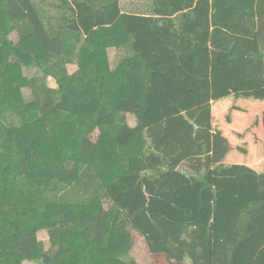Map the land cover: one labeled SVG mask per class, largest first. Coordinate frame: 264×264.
<instances>
[{"label":"trees","instance_id":"obj_1","mask_svg":"<svg viewBox=\"0 0 264 264\" xmlns=\"http://www.w3.org/2000/svg\"><path fill=\"white\" fill-rule=\"evenodd\" d=\"M150 1L0 0V264H264V0Z\"/></svg>","mask_w":264,"mask_h":264},{"label":"rangeland","instance_id":"obj_2","mask_svg":"<svg viewBox=\"0 0 264 264\" xmlns=\"http://www.w3.org/2000/svg\"><path fill=\"white\" fill-rule=\"evenodd\" d=\"M121 7L122 10L125 13H143V14H150V7H151V1L150 0H121ZM11 40L16 42L18 41L16 33H13L11 35ZM119 52L115 48L109 49L107 51V56H108V63H109V68L113 69L117 62L119 61ZM27 73V77H33V76H38L40 75V72L38 68H33L29 70ZM49 86L53 89H57V84L54 80L49 81ZM24 95L25 97H30V93L28 90H24ZM128 123L130 126L135 127L136 126V120L133 117H128ZM256 169H258L260 172H264V161L261 162L258 166H256ZM38 239H39V246L41 250L45 251L48 250L50 247V233L49 231H42L38 234ZM144 253V250L142 253H137L136 259H138L142 264H148L145 256V260L142 259V254ZM142 260V261H141ZM24 264H37L34 262H25Z\"/></svg>","mask_w":264,"mask_h":264},{"label":"water","instance_id":"obj_3","mask_svg":"<svg viewBox=\"0 0 264 264\" xmlns=\"http://www.w3.org/2000/svg\"><path fill=\"white\" fill-rule=\"evenodd\" d=\"M186 119H187L192 125H195V122H194V121H191L187 116H186Z\"/></svg>","mask_w":264,"mask_h":264}]
</instances>
